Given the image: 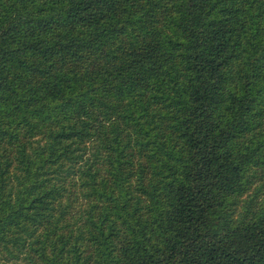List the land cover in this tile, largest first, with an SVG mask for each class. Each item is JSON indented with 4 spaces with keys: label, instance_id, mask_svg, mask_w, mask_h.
Returning <instances> with one entry per match:
<instances>
[{
    "label": "trees",
    "instance_id": "16d2710c",
    "mask_svg": "<svg viewBox=\"0 0 264 264\" xmlns=\"http://www.w3.org/2000/svg\"><path fill=\"white\" fill-rule=\"evenodd\" d=\"M0 264H264V0H0Z\"/></svg>",
    "mask_w": 264,
    "mask_h": 264
}]
</instances>
